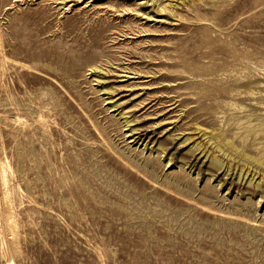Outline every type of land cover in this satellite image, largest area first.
Segmentation results:
<instances>
[{"label": "rangeland", "instance_id": "374dc122", "mask_svg": "<svg viewBox=\"0 0 264 264\" xmlns=\"http://www.w3.org/2000/svg\"><path fill=\"white\" fill-rule=\"evenodd\" d=\"M176 1L0 0V264H264V185L187 149L264 112V0Z\"/></svg>", "mask_w": 264, "mask_h": 264}, {"label": "bare ground", "instance_id": "6f19581e", "mask_svg": "<svg viewBox=\"0 0 264 264\" xmlns=\"http://www.w3.org/2000/svg\"><path fill=\"white\" fill-rule=\"evenodd\" d=\"M189 1L190 0H178V1H176V2H178L176 4H178V5L180 4L182 6V5H185ZM193 1H196V0H193ZM176 4L174 3V4H172V5L170 4V5H171V7H177V6H174ZM157 8H158V6H157ZM158 9L160 11L165 10L163 7L158 8ZM233 55H236L238 60H240V59H242L241 56L243 54L241 55L238 52L234 51ZM249 58H251V56H249ZM3 60L5 61V59H3ZM2 68H3V66H2ZM263 88H264V86H263ZM263 91H264V89H263ZM249 92H251V94H253L252 90L251 91L249 90ZM256 101L261 102L263 104L264 103V97L257 99ZM229 104L231 106H233L234 109L235 108L241 109L245 105V104L237 103L234 101H230ZM38 114L40 116V113H38ZM20 117L19 118L17 117L16 119H20ZM240 118L241 117H239L238 121H237V123H239L238 130L235 131V133L233 135H228V136L225 135V132L222 130L221 125L214 127L211 130H206L204 128H201L202 126H200V124H196L194 129L197 130L199 133L201 131L200 135H202L203 138L206 140L202 141L200 139V141H197L195 139L193 141L194 143L190 147L188 146L189 148H187V149L189 150V153H193L195 155L194 157L198 158V161L201 160V162L204 164L208 163L209 166H212L213 169H215V170L216 169L218 170L224 166L225 167L224 174L228 175L229 170H231V171L235 170V174H233V175L237 176V179H240L242 177L244 178V173H245V175L247 174V176H245L246 179L248 178L246 182L249 181V183H253V185L256 187L263 186L264 185V112H256V114H255V112L252 111V112L246 113L244 115V119L239 120ZM231 119H232V117H231ZM41 120H42V118H41ZM47 120H46V122H47ZM225 121H226V119H223V120L220 119V122L223 124H226ZM231 121H234V118ZM46 122H44V123H46ZM43 126H45V125H43ZM131 130H133V129H131ZM190 137H191L190 135H187L185 137V140H183V141L181 140V141L183 143H185L187 139H191ZM252 138L258 139V144L253 150H247L244 146L246 144H248V141H250ZM179 144H181V143H179ZM161 146H162V144H161ZM163 148L164 147L162 146V149ZM196 150H198V151H196ZM0 166L3 168V165H0ZM6 171L7 170H5V172H4V170H2V173H0L1 174V176H0L1 184H2V186L5 187V192L2 191V193L3 192L5 193V195H3V196H5V198L7 196V175H6L7 173H6ZM231 180H233V178ZM6 201H7V199H6ZM6 203H8V202H6ZM11 204H12V202H11ZM5 206H7V205H5ZM9 208H11V207L9 206ZM10 210L12 211V208ZM11 211H8L6 214L7 215L6 223H7L8 228L11 230V234H12V235H10V236H12V241H11L12 253L14 252V254H17V251H19V249L17 248L16 243H15L16 242L15 241V229L16 228L14 227V223H15L14 221L15 220H14V216H13ZM1 227H2V225H1ZM13 228H15V229H13ZM7 231H9V230H7ZM8 237H9V235H8ZM5 239H6V237H5ZM10 240H11V237H10ZM3 243H4V241H3ZM13 256H15V255H13ZM12 261L13 260H11V263H12Z\"/></svg>", "mask_w": 264, "mask_h": 264}]
</instances>
